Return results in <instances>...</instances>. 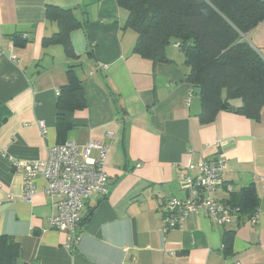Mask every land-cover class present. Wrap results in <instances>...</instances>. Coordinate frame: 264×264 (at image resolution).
<instances>
[{
    "label": "crops",
    "instance_id": "0c3cea01",
    "mask_svg": "<svg viewBox=\"0 0 264 264\" xmlns=\"http://www.w3.org/2000/svg\"><path fill=\"white\" fill-rule=\"evenodd\" d=\"M126 20L116 0H0V236L19 244L20 264H264V107L257 122L220 112L202 124L179 48H166L171 63L141 57ZM246 39L264 59V22ZM69 77L86 107L63 112L70 129L59 136L57 98ZM61 140L108 146L109 195L87 201L70 250L67 234L49 225L56 207L45 182L25 203L13 166L44 160ZM217 157L226 168L214 198L223 203L253 183L257 223L244 215L218 226L191 214L165 230L162 204L185 197L178 180L187 167ZM225 232L234 233L228 255Z\"/></svg>",
    "mask_w": 264,
    "mask_h": 264
},
{
    "label": "trees",
    "instance_id": "16d2710c",
    "mask_svg": "<svg viewBox=\"0 0 264 264\" xmlns=\"http://www.w3.org/2000/svg\"><path fill=\"white\" fill-rule=\"evenodd\" d=\"M116 2L127 12L124 29L136 33L135 53L152 62L171 63L166 48L174 44L182 51L185 80L200 102L198 118L202 124L213 122L220 112L259 121L264 107V59L244 37L264 22V0ZM71 73L69 70V76ZM69 79L57 98L59 136L70 129L63 112L86 107L80 82ZM225 203L238 207L239 217L248 218L258 210L254 184H248ZM233 239V232L223 234L225 255L232 252ZM20 254L17 242L7 235L0 236V264H20Z\"/></svg>",
    "mask_w": 264,
    "mask_h": 264
},
{
    "label": "built area",
    "instance_id": "2783aa9c",
    "mask_svg": "<svg viewBox=\"0 0 264 264\" xmlns=\"http://www.w3.org/2000/svg\"><path fill=\"white\" fill-rule=\"evenodd\" d=\"M41 135L45 124L38 122ZM106 137L111 139L112 133ZM81 146V147H80ZM81 148V149H80ZM94 154L92 155V153ZM108 146L103 141H65L48 148L44 160H15L13 166L22 174V200L31 203L38 192L37 180L45 182L43 192L55 199L56 213L49 219L51 229L67 234L64 248L72 249L82 232V212L95 194L109 195V177L106 173ZM225 159H205L187 167V174L178 180L185 197L166 198L162 204L165 230H173L191 214H204L216 225L223 226L240 215L238 207L217 202L214 193L222 184ZM264 192V185L262 186ZM258 210L247 219L257 223ZM239 264V263H236Z\"/></svg>",
    "mask_w": 264,
    "mask_h": 264
},
{
    "label": "rangeland",
    "instance_id": "374dc122",
    "mask_svg": "<svg viewBox=\"0 0 264 264\" xmlns=\"http://www.w3.org/2000/svg\"><path fill=\"white\" fill-rule=\"evenodd\" d=\"M173 44H170V47H172ZM176 53H181L182 54V51L180 49H177Z\"/></svg>",
    "mask_w": 264,
    "mask_h": 264
},
{
    "label": "water",
    "instance_id": "95a60500",
    "mask_svg": "<svg viewBox=\"0 0 264 264\" xmlns=\"http://www.w3.org/2000/svg\"><path fill=\"white\" fill-rule=\"evenodd\" d=\"M246 39V37H244Z\"/></svg>",
    "mask_w": 264,
    "mask_h": 264
}]
</instances>
